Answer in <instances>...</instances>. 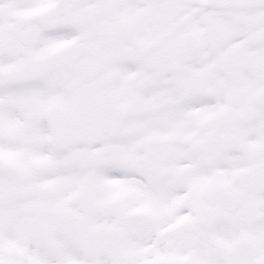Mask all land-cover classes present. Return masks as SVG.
<instances>
[{
    "label": "snow or ice",
    "instance_id": "snow-or-ice-1",
    "mask_svg": "<svg viewBox=\"0 0 264 264\" xmlns=\"http://www.w3.org/2000/svg\"><path fill=\"white\" fill-rule=\"evenodd\" d=\"M0 264H264V0H0Z\"/></svg>",
    "mask_w": 264,
    "mask_h": 264
}]
</instances>
